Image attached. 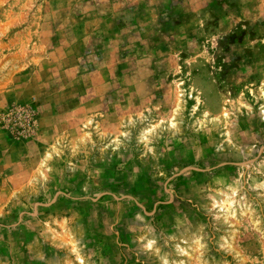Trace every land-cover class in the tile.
Here are the masks:
<instances>
[{
    "label": "rangeland",
    "instance_id": "obj_1",
    "mask_svg": "<svg viewBox=\"0 0 264 264\" xmlns=\"http://www.w3.org/2000/svg\"><path fill=\"white\" fill-rule=\"evenodd\" d=\"M0 264H264V0H0Z\"/></svg>",
    "mask_w": 264,
    "mask_h": 264
}]
</instances>
